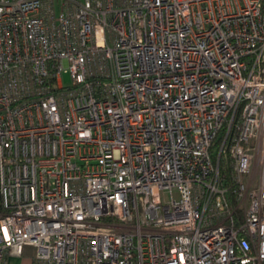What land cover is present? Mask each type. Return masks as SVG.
<instances>
[{
	"label": "built area",
	"instance_id": "obj_1",
	"mask_svg": "<svg viewBox=\"0 0 264 264\" xmlns=\"http://www.w3.org/2000/svg\"><path fill=\"white\" fill-rule=\"evenodd\" d=\"M27 247L264 264V0H0V264Z\"/></svg>",
	"mask_w": 264,
	"mask_h": 264
},
{
	"label": "rangeland",
	"instance_id": "obj_2",
	"mask_svg": "<svg viewBox=\"0 0 264 264\" xmlns=\"http://www.w3.org/2000/svg\"><path fill=\"white\" fill-rule=\"evenodd\" d=\"M62 77L65 85H68L72 82V78L69 72L63 73ZM34 254H35V250L32 247H27L24 256L26 259H31L33 258Z\"/></svg>",
	"mask_w": 264,
	"mask_h": 264
},
{
	"label": "crops",
	"instance_id": "obj_3",
	"mask_svg": "<svg viewBox=\"0 0 264 264\" xmlns=\"http://www.w3.org/2000/svg\"><path fill=\"white\" fill-rule=\"evenodd\" d=\"M9 262H10V264H32V258L26 259L25 256L11 257Z\"/></svg>",
	"mask_w": 264,
	"mask_h": 264
}]
</instances>
